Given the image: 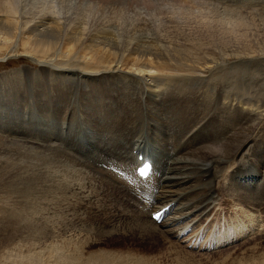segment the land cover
Here are the masks:
<instances>
[{
	"label": "bare ground",
	"instance_id": "bare-ground-1",
	"mask_svg": "<svg viewBox=\"0 0 264 264\" xmlns=\"http://www.w3.org/2000/svg\"><path fill=\"white\" fill-rule=\"evenodd\" d=\"M2 1L3 0H0V57L3 56V58H8L11 56H20L34 62L38 67L37 71L34 73L27 72V70L12 73L15 75L14 77L11 75L13 77L12 83L14 82L12 86L15 88L20 87L22 88L21 92H25L32 79L35 78V81H38L37 89L34 94L36 103L33 102L36 106L35 108L40 113H44L47 112V109L53 104L56 106L58 112H60L62 109L67 108H62L61 101L67 98L71 86L69 75L73 77L77 76L78 79L82 80L81 103L83 107H85L84 119L89 123L88 126L90 128L82 126L77 128L78 135L87 140V148L84 149L83 146H79L76 140L77 146L71 143L72 151L68 149L76 164L79 162V164L84 166L88 164L94 166L95 164L108 163L114 160V163L123 166L128 173H131L130 165L134 162L136 168L146 161L151 166L152 174L150 177L153 176V178L149 179V181L138 180L139 184H143V202H129L125 193L126 200L124 201L135 207L136 212L134 210V213L136 215L140 213L144 218L148 216L147 220L153 225L145 223L144 221L134 222L133 224L135 226L133 228H128L129 230L126 228L124 230L125 236H128L126 240L134 237V242L143 246L145 244L157 251L161 248L159 242L165 245L166 252H171L174 249L182 250L183 244H181L182 242L178 237L185 235V231L191 228L190 233L184 237L186 248L183 246V249L185 248L186 250L184 249L183 251L186 253H188L187 250H192L187 248L194 249L198 246L197 243H199L198 251H201V247L204 246L203 251L209 252L211 251V247L217 244L223 247L230 240L237 242L236 245H232L236 246L235 249L238 247L239 241L243 242V247V245L251 244L250 242L261 240L259 238L260 234L257 233L254 234V236L258 235L256 239L250 237L249 239L238 238L242 236L244 230L248 231L253 227V223L257 220V216L264 210V133L262 136L263 139H261L262 141L257 144H255V142L253 144H248L250 141V128L243 127L239 133H236L231 138V140H227L228 142L223 146L222 150L220 149L219 154L210 152L209 155H206L204 148L206 143L213 142L219 127H223L225 124L230 123L231 126L229 128L233 130L240 117H242L241 123L237 126H243L245 123V126L252 125L259 122L263 117L264 97L261 99L258 95L256 97L249 95L250 91L255 93L257 86L262 85L264 82L263 73H261L262 69L260 67H255L251 70L248 68V63H244V61L240 60V58L242 59L248 56V54L241 55L238 54L237 51L230 50L227 53L219 54L220 56L216 58L211 54L203 52V54L210 59L209 62L204 64L197 56V52L201 51V48L197 46L196 39H189L185 35L182 36L180 33L181 31L175 28H167L168 30L162 28L159 31L160 33L155 32V30L152 31L153 29H147L146 31L142 30L139 33H131L137 31L132 28L133 31L129 33L126 32L122 40L114 36L112 31L104 29H97L99 31L92 32L84 37L79 26H73L64 30L60 22L52 23L51 17H46L45 15L40 20L20 29L18 22L15 21V18H12V16H15L14 10L11 11L13 12L11 16V13L3 9ZM99 1L102 2L101 4L103 7L105 6L106 9H115L117 6L124 8V4H129L120 0ZM154 7L150 5V8L153 9ZM177 34L180 35L178 36ZM151 39H153V42L150 41ZM160 42H163V44H160ZM193 51L195 52L193 53ZM190 59H192V61H190ZM238 59L240 61H238L237 64L233 63L227 65V61H235ZM181 63H183V66ZM208 64H212V70L204 68L203 65ZM232 65H235L233 67L235 69L233 76L228 73ZM257 65L256 63V66ZM98 67H100V69H97ZM206 74L208 75L206 76ZM253 78H257L258 81L256 80L252 83ZM3 81L5 80H2V82ZM203 85H208L209 88L204 89ZM129 87H133L134 90L140 92L142 96L145 95L147 108L142 107L141 114L135 115V117L128 122L124 120V122L115 121L112 118V110L118 111L120 107L126 104L128 99L130 100L129 96H127V99L125 95L123 96V91L126 89L129 90ZM131 92L133 91H130V93ZM261 92L264 93V90L261 89ZM138 96L140 95H137V97ZM195 97L198 99L196 100ZM24 98L25 97H23V99ZM132 98H134L133 95ZM212 98L213 102L214 100L216 101L215 109L217 111L209 113L210 111L208 112V110L210 106H212L210 103ZM134 100L137 103L135 98ZM138 101L140 103L142 100L140 101L139 99ZM71 102L70 100L69 104H71ZM73 102H76V100ZM144 103L142 106H144ZM126 106L125 109L127 108ZM135 107V112L134 109H130V111L133 110L134 114L137 113L138 108H140L138 107L136 109ZM203 107H206V113L201 111ZM65 110V113H67L68 109ZM128 110H126V115L129 113H127ZM126 115L124 114L123 116ZM50 117L52 116H49V118ZM61 121L65 120L61 118ZM113 121L115 122L112 123ZM117 125H119L121 130L119 132H117ZM51 127L53 128V126ZM225 127L227 128V125ZM56 130L58 129L56 128ZM247 130L249 131L246 132ZM138 134H142L143 136L132 142L131 140ZM157 135L160 144L156 140ZM49 138L51 139L52 137ZM75 138L76 135H73L72 140ZM149 138H153L155 141ZM28 142L34 143L32 141ZM25 145L35 148L33 147L35 146L34 144ZM190 148H193L192 151H188ZM62 149L65 150V148ZM64 150L61 151L64 153ZM209 150L210 148L208 151ZM5 151L10 152L8 149H5ZM135 151L136 153H134ZM60 153L59 151H55L54 153L50 152L51 155L43 153L44 155L40 156L39 160L36 162L44 169H48L47 173H49L48 166H53L55 164L56 166L54 165L55 168H53L56 170L58 169V172H56L59 176L55 189L65 190L64 193H70V191H72L76 194L77 198L74 207H78L80 210L84 209V212H88V209L93 206V198L102 195L104 193L102 190L105 189V187L103 188L102 185L98 186V183L95 181L97 187H100L97 191H95L96 189H92L94 186V183H92V185H90L92 189L90 194H88V191L85 192L86 190L76 193L78 181L74 182V180L79 175L71 171L69 172L68 168L71 167L70 165V167H68L67 163L69 161L65 163ZM14 154H20L26 158L31 157L28 152H19V154L15 152ZM139 154L142 155L141 161H137V156ZM240 154L241 156H239ZM81 155L82 157L84 156V158H82ZM244 156L245 158H243ZM65 157L70 160L69 157ZM198 158L205 159L199 161ZM245 159H247L248 162H245ZM230 162H233L231 168L232 172L231 174L228 172V176H225V168H228ZM42 167L35 170V167L31 166L32 170L34 169L35 172L33 171L30 179L32 181L38 180L40 183H43L42 179L45 178L46 180H44V182H46V184L44 186H46L49 184L47 183L49 181V174L46 177V173L44 178H41ZM5 168L11 167L0 153V170L4 169L3 171L5 173ZM99 169L106 170L104 167H99ZM135 169L133 170V174H135ZM51 171L50 169V172ZM101 172L106 174V172ZM60 174L65 175L63 182H61L60 178L62 177ZM2 176L4 177V174H2ZM90 176H88V178ZM94 176L92 178H94ZM193 176H197L198 180ZM56 177L57 175H54L55 179ZM220 177H222V179L218 181V186L213 187L214 181ZM114 178L109 180L106 174L107 182L109 184L112 182V185L115 186L116 183ZM50 180L52 181L51 178ZM94 180L97 179L95 178ZM85 184L83 186H85ZM83 186L82 189H84ZM118 192H122L119 187ZM218 193H220V195H218ZM104 196L110 198L109 196H112V193H107ZM237 197L243 199L244 205L249 209L254 210V208H256L255 211H247L248 216H246L243 210L247 209L243 208L239 201L241 199L238 200ZM227 198H230L229 200L231 202ZM73 200L75 199H72V201ZM102 201L104 202V200ZM148 205L152 206L147 209ZM71 207L75 210L72 205ZM91 211L92 210H90V212ZM74 213H76V210ZM74 213L72 215H74ZM152 213H160L161 215L168 213V215L160 225H156L150 218ZM213 214H218L216 224L224 225L225 223V227L222 231H220L221 228L219 227L216 230L215 221H213L209 227V231L212 233L211 230L214 228V233L209 237V231H204L203 228L200 237H202L203 234L206 235H204V241L200 243V240L197 241L198 236H196L195 228L199 227L200 230L203 223ZM86 217L88 218V216ZM12 219L13 218H11V220L3 219L2 221L0 220V223L3 224V227L4 223H8L9 225L6 228H8L9 231H14V228H9L10 225H13L11 224ZM72 219L76 222L80 221L74 217L71 218V220ZM23 223L27 227L30 225V223L26 221H23ZM72 223H74V221H72L71 224ZM189 225L191 227H189ZM79 227L81 228L80 225ZM158 231L160 233L162 232L161 235ZM28 233L29 231L26 232L28 239L25 237L27 240L38 242V237H36L33 232ZM107 233L108 231L104 233V237L109 235ZM117 233L124 234L119 231H117ZM147 237L148 240H144ZM149 237L154 241L149 240ZM86 239L88 240V238ZM191 242L193 243L191 244ZM71 250L74 252L76 251L75 248ZM79 250L81 253H75L76 256L74 252L72 256L67 253L66 258L68 262H65V264H74V261H76L75 264H106V259L98 260L91 257L82 259L84 254H82L81 248ZM177 251L175 252L177 253ZM96 257L100 259L101 256ZM177 259L180 260L178 257L176 260ZM128 262L131 264V261ZM139 262L136 263L138 264ZM62 263H64L63 260ZM123 263H125V260ZM175 263H177V261H175Z\"/></svg>",
	"mask_w": 264,
	"mask_h": 264
},
{
	"label": "rangeland",
	"instance_id": "rangeland-1",
	"mask_svg": "<svg viewBox=\"0 0 264 264\" xmlns=\"http://www.w3.org/2000/svg\"><path fill=\"white\" fill-rule=\"evenodd\" d=\"M6 1L7 0L2 1V7L4 10H7L9 13H11V16L13 14V12L11 11L14 10L15 16H12V18H15V21L18 22L20 29L26 27V25H31L33 22L40 20L45 15L46 17H51L52 23L60 22L64 30L73 26H79L84 37L92 32L104 29L112 31L114 36L119 37L120 40H122V37L124 36V34H126V32L129 33L130 31H133L132 28L136 29L137 31H133L131 33H139L140 31H146L147 29H153L152 31L155 30V32L160 33L159 31L162 28H165L166 30L175 28L181 31L180 33L182 34V36L185 35L189 39H196L198 44L197 46L201 48V51L197 52V56L204 62V64L209 62L210 59L205 56L203 52L206 54H211L218 58V56H220L222 53H227L230 50L237 51V53L241 55L248 54V56L250 57L245 56L242 59L240 58V60L244 61V63H248V68L251 70L255 67H260L262 69L261 73H263L264 78V0H120L129 4H124V8L117 6L115 7V9H106V7H103V5L101 4L102 2H100L99 0ZM150 5L155 7L152 9L150 8ZM220 29L222 30V32ZM224 32L227 34H225ZM177 35L179 36L180 34ZM150 41L153 42V39H151ZM160 44H163V42H160ZM194 52L195 51H193V53ZM26 59L27 58H23L20 56H11L8 58H3V56L0 57V153L1 156L8 161V164L11 167L5 168V173L3 171L4 169L0 170V220H11V218H13L11 221V224L13 225H10L9 228H14V231H9L8 228H6L9 225L8 223H4V227L2 226L3 224L0 223V264H65V262H68V259L66 258L67 253L68 255L71 254L72 256V253L74 251H72L71 249L73 248H75L77 251H75L74 254L81 253L79 252V249H82V254H84L82 259H87V257L95 258L98 260L106 259V264H127L128 261H131V264H137L136 262L139 261L140 264L264 263V210L257 216V220L253 223V227L248 230L245 235H243L245 239H249V237L256 239L258 235L254 236V234L257 233L260 234L259 238L261 240L250 242L251 244L243 245V247V242L239 241L238 247L236 249V246L232 245H236L237 242H233V244L230 243L223 247H221L220 245L213 246V249H211V251L209 252H204L203 250L198 251V249L187 250L189 253L188 254L183 251L186 248L184 246L185 244L183 243H181L183 244L182 250L174 249L171 252H166V247H164L165 245H163V243L161 242H159L161 248L157 251L153 250L152 247H149L145 244L143 246L139 243L134 242V237L126 240L128 236H125L126 234L124 233V230L126 228L127 230L131 229V227L133 228L135 226L133 224L134 222L144 221L145 223H150L147 219L142 217L141 214L136 215L134 213V210L136 212V209L131 206L132 204L130 205V203L124 201L126 196L129 201L133 203L141 201V199L136 194V189L133 182H131L129 186L124 189V191L118 192V187L120 188V186L122 185V181L120 179H116L117 176L115 174L111 173L113 175V178L115 177L114 181L116 185L114 186L112 185V182L110 184L107 182V179L111 180V178H109V175H107L106 179V174L102 173V170H100L96 166L94 167L91 164L84 166L82 164H79V162H77L79 165L76 164L71 155V152H69V150L72 151L71 143L77 146L76 140L78 145L79 143H82V140H84L81 136L78 135L77 128L81 126L85 128L89 127V123L85 121L86 119H84L85 107H83V104L81 103L82 80L78 79L77 76L73 77L72 75H69L71 86L69 88L67 98L64 101H61L62 108L67 107L65 108L68 109L67 113H65V109H62V111L58 112L56 106H54L53 104L50 106L51 108L49 107V109H47V112L40 113L35 108L36 106L34 104L36 103L34 94L38 85V81H35V78L32 79L25 92H21L22 88L20 87L15 88L14 86H12V84H14V82L12 83V79L15 76L12 73L25 70H27V72L33 73L37 71L38 67L35 65V63L30 61L29 59ZM240 60H229L227 61V65H231L233 63L237 64V62ZM190 61H192V59H190ZM256 63L258 64L257 66ZM181 65L183 66V63H181ZM203 66L206 69L212 70V64ZM234 66L235 65L230 66V70H228V73L231 76H233L235 73V69L233 68ZM97 69H100V67H98ZM207 75L208 74H206V76ZM1 77H3L4 79ZM2 80L5 81L2 82ZM252 80V83H254L256 80L258 81L257 78H253ZM133 87H129V90L126 89L125 91H123V96L125 95L126 99L128 98L127 96H129L130 100L128 99L126 104L123 107H120L118 111L112 110V118L115 121L128 122L132 120L135 115L141 114L142 107H146L145 95L142 96L138 91L137 93ZM203 88L207 89L209 88V86L203 85ZM261 89L264 90V82L262 83V85L257 86L255 93L250 91L249 95L254 97L258 95L261 99H263L264 93L261 92ZM130 91H133L131 92L132 94L130 93ZM132 95L137 100V103L134 98H132ZM137 95L140 96L137 97ZM23 97L25 98L23 99ZM138 98L143 102L141 101L139 103ZM195 99L197 100L198 98L195 97ZM70 100L72 101L71 104H69ZM75 100L76 102H73ZM215 102V100L213 102L212 98V101L210 102L212 106H210L208 110V112L210 111L209 113L217 111L215 109ZM134 103L137 105H135ZM143 103L144 106H142ZM125 106L127 107L126 109ZM134 107L136 109L140 107L135 114ZM130 109H134V112L133 110L130 111ZM126 110H128L127 113L129 112L127 115ZM201 111L206 113V107H203ZM122 114H125L126 116H123ZM49 116L52 117L49 118ZM262 116L263 117L259 122H256L252 125L250 124L248 126H245V123L243 126H237L241 123L242 117H240V119L236 123V126L234 128L232 127V131L229 128L231 126L230 123L225 124L223 127H219L218 131L216 132L215 138L213 139V142L206 143L205 145L208 144L207 146L204 145L206 155H209L210 152L219 154L220 149L222 150L223 146L228 142L227 140H231V138L236 133H239L243 127L250 128V141L248 144H253L254 142L255 144H257L262 141L261 139H263L262 136L264 133V112L262 113ZM61 118L65 121H61ZM115 121H113L112 123H114ZM226 125L227 128L225 127ZM51 126H53V128ZM56 128L58 130H56ZM119 131H121L120 127L119 125H117V132ZM248 131L249 130H247L246 132ZM73 135H76V138L72 140ZM141 136L142 134H138L131 141H135ZM49 137L52 138L50 139ZM54 138L57 139L55 140ZM156 140L160 144L158 135ZM28 141H32L34 143H29ZM24 143L34 144L35 146L33 147L35 148L26 146ZM49 144H52L54 146ZM62 148H65V150ZM209 148L210 150L208 151ZM5 149H8V151L10 152L5 151ZM192 149L193 148H190L188 149V151H192ZM61 150H64V153ZM14 151L18 154L19 152H28L31 157L26 158L20 154H14ZM55 151L61 152V158L65 161V163L69 161L67 163L68 167L71 166L70 168H68L69 172L71 171L74 172V174L79 175L74 180V182L78 181V184L76 185V193L86 190L85 192L88 191V194H90V191L92 189H96L95 191H97L98 189H100V187H97V183L98 186L102 185L103 188L105 187V189L102 190L104 192L102 195L97 198H93L94 200L92 199L94 201H92V205L94 207H90L88 209V212H84V209L80 210L78 209V207H74L77 198L76 194H74L72 191L69 190L70 193H64L65 190L55 189V185L58 181L57 178H59L57 174L58 169H54L56 166L55 164V166H48L49 173H47L48 169L46 170L42 166H39L37 164L36 161L39 160L40 156L44 154L51 155L50 152L54 153ZM65 156L69 157L70 160ZM239 156H241V154ZM82 158H84V156ZM243 158H245V156ZM203 159L198 158L199 161H202ZM244 161L248 162L247 159H245ZM232 163L233 162H230L228 164V168H225V176H228V172L231 174ZM31 166L35 167V170L42 167L43 170L41 178H44V175L46 173V177L48 174L50 175H48L49 181L47 183L49 184L46 185L47 187L44 186L46 184V182H44V180H46L45 178L42 179V184L38 180L32 181L30 179L34 171V169L32 170ZM50 169L52 170L51 172ZM86 172H88L89 174ZM52 173L53 175L51 176ZM81 173L85 175L83 176ZM2 174H4V177L2 176ZM54 175H57L56 179L54 178ZM60 176L62 177L60 178L61 182H63L65 179V175L60 174ZM88 176H90L91 178H88ZM93 176L94 178H92ZM193 177L198 180L197 176ZM50 178L52 179V181L50 180ZM95 178L102 181L103 184L100 181L94 180ZM221 179L222 177L215 180L213 183V187H217L218 181ZM95 181L97 183H95ZM92 183H94V186L91 189L90 185H92ZM84 184L86 187L83 186ZM106 184H108L109 186ZM82 186L84 187V189H82ZM107 193H112V196H109L110 198H108V196H104ZM124 193L126 194V196ZM218 195H220V193H218ZM237 198L238 200L241 199L239 197ZM72 199L75 200L72 201ZM227 199L229 200L230 198ZM102 200H104V202ZM239 201L243 208L247 209L243 210L245 211L244 214L246 216H248L247 211H255L256 208H254L253 210L246 207L244 205L243 199ZM71 205L75 208L76 213H74L75 210L71 207ZM90 210L92 211L90 212ZM73 213L74 215H72ZM86 216H88V218ZM73 217L79 219L80 221L76 222L73 219L71 220V218ZM217 217L218 214L211 215L210 218L205 223H203L202 228L198 230L197 234H201L203 228L208 224L210 219L216 218L217 220ZM23 221L30 223V225L28 224L29 226L27 227L23 223ZM72 221H74V223L71 224ZM85 222L87 223V225ZM74 224H76L78 227ZM214 224L216 230L219 227L221 228L220 231H222L225 227V223L224 225H217L215 221ZM79 225L81 226V228L79 227ZM27 231H29V233L33 232L35 236L38 237V242L27 240ZM107 231V234L109 235L104 237V233H106ZM117 231H119L120 233L123 232L124 234H118ZM86 238H88V240ZM144 240H148V237ZM149 240L154 241L153 239H150V237ZM162 246L164 247V249ZM183 246L185 247L184 249ZM58 251H61L64 254ZM175 251H177V253ZM202 252H204L205 254ZM94 255L101 257L99 259ZM177 257L180 258L181 261L179 259L176 260ZM62 260L64 261V263H62ZM122 260H125V263H123ZM175 261H177V263H175ZM75 263L76 261H74V264ZM128 264H130V262H128Z\"/></svg>",
	"mask_w": 264,
	"mask_h": 264
},
{
	"label": "snow or ice",
	"instance_id": "snow-or-ice-1",
	"mask_svg": "<svg viewBox=\"0 0 264 264\" xmlns=\"http://www.w3.org/2000/svg\"><path fill=\"white\" fill-rule=\"evenodd\" d=\"M148 168H149V165L146 163L142 167H140L138 169L140 175L146 176L148 174ZM159 215H160V213H156V217H159Z\"/></svg>",
	"mask_w": 264,
	"mask_h": 264
}]
</instances>
